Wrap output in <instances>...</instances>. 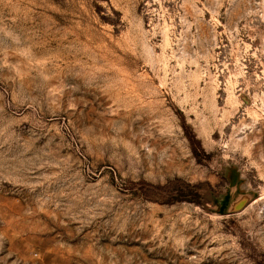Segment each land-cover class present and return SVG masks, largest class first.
I'll use <instances>...</instances> for the list:
<instances>
[{
	"label": "rangeland",
	"instance_id": "1",
	"mask_svg": "<svg viewBox=\"0 0 264 264\" xmlns=\"http://www.w3.org/2000/svg\"><path fill=\"white\" fill-rule=\"evenodd\" d=\"M0 264H264V0H0Z\"/></svg>",
	"mask_w": 264,
	"mask_h": 264
}]
</instances>
